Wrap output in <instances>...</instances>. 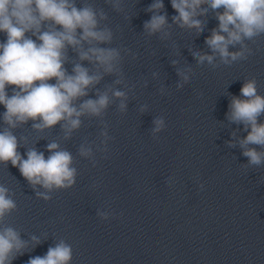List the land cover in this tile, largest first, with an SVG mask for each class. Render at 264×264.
Masks as SVG:
<instances>
[{"label": "clouds", "instance_id": "1", "mask_svg": "<svg viewBox=\"0 0 264 264\" xmlns=\"http://www.w3.org/2000/svg\"><path fill=\"white\" fill-rule=\"evenodd\" d=\"M170 3L176 12L172 22L197 33L203 31L206 23L197 17L206 15L209 9L215 13L218 26L205 39L212 54L193 53L200 65L207 62L215 67L216 55L225 65L245 60L252 54L245 41L255 42L264 35V0H170ZM105 4L117 13L124 11L123 0H105ZM163 10V0H153L146 9L152 13L143 25L147 36L160 33L163 39L169 35L168 16ZM108 20L105 8L97 7L92 0H0V34L5 36L0 41V106L4 108L0 113V164L10 163L18 168L33 189L40 185L47 190L36 193L45 201L51 199L48 192L75 184L74 157L56 140L47 144V157L35 148L22 155L18 149L20 141L26 138H18L14 130L30 121L31 128L38 133L59 125L63 139L68 140L82 127L84 118L97 119L102 125L99 136L103 146L98 149L108 151L112 138L104 117L116 101H119L117 111L126 113L131 90L122 67L124 55L130 50L113 46L114 32L106 23ZM230 45H240V50L229 51ZM172 63L175 65L176 61ZM69 64L71 71L66 67ZM190 72L191 68L177 69L183 83L189 81ZM106 76L115 79L100 90L97 86ZM183 83L177 87L182 88ZM116 85H123V90ZM240 97H232L227 119L243 125L247 132L238 141L247 166L260 167L264 165V122L259 119L264 116V95L258 94L255 78L243 83ZM146 108L143 105L140 111ZM153 125L155 138L166 126L164 118H155ZM229 146L235 144L230 141ZM78 153L91 158L93 148L82 143ZM9 191L0 184V223L17 210ZM97 214L102 220L109 217L106 212ZM32 240L39 243L35 236ZM27 246L14 227L0 229V264H12ZM72 257V246L60 240L45 255L30 257L26 264H70Z\"/></svg>", "mask_w": 264, "mask_h": 264}]
</instances>
